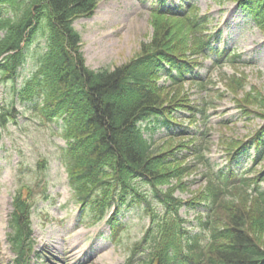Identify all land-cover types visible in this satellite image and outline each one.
Returning <instances> with one entry per match:
<instances>
[{"label":"trees","instance_id":"trees-1","mask_svg":"<svg viewBox=\"0 0 264 264\" xmlns=\"http://www.w3.org/2000/svg\"><path fill=\"white\" fill-rule=\"evenodd\" d=\"M232 1L264 30V0ZM99 2L0 0V87L12 84L14 94L42 123L60 124L73 196L90 212L92 222L105 219L115 207L108 219L115 242L123 230L118 215L126 207L141 206L149 224L124 264H264V171L249 176V171L241 173L232 166L214 170L205 156L207 130L200 133L199 144L192 138L157 146L146 135L151 125L155 130L176 124L179 110L189 111L194 121L197 112L205 118L206 111L192 104L183 85L199 79L194 72L200 56L206 57L212 45L209 16L193 3L156 8L153 38L142 44L140 53L113 69L95 70L86 63L74 22L91 17ZM225 52H219L217 64ZM35 53L36 69L19 87L20 72ZM239 56L234 54L231 61ZM10 122H17V113L13 105H4L0 126ZM251 142L260 163L264 130ZM246 145L229 143L230 161H238ZM190 154L196 163L187 162ZM202 161L209 165L202 176L205 185L184 199L177 192H189L196 180L184 178ZM142 183L150 187V197ZM47 191L42 188L44 195ZM27 201L23 193L15 196L9 233L13 250L24 262L34 246ZM201 207L205 212L199 213V231L193 233L192 221L181 210Z\"/></svg>","mask_w":264,"mask_h":264},{"label":"rangeland","instance_id":"rangeland-1","mask_svg":"<svg viewBox=\"0 0 264 264\" xmlns=\"http://www.w3.org/2000/svg\"><path fill=\"white\" fill-rule=\"evenodd\" d=\"M166 2L171 6L196 3L201 14L210 17V26L216 32L211 50L227 52L219 64L214 63L217 51L201 59L200 79L194 84L187 82L183 85L192 104L206 110L205 118L201 119L199 114V121L192 122L191 115L184 110L176 114L183 125L155 130L151 125L147 135L161 146L165 142L170 145L182 139L187 141L191 138L187 133L196 135L194 133L200 130H207L205 156L211 167L218 170L227 165L229 143L250 140L264 125V31L252 15L232 0ZM158 4V0H100L91 17L76 19L74 26L82 36L87 65L95 70L113 69L136 57L142 44L153 38L152 9ZM234 53L240 56L231 61ZM36 61V53L35 57L28 58L17 81L19 87L35 71ZM240 81L244 83L243 88ZM231 84L237 90H233ZM13 101L20 112L18 124L10 123L7 129H0V261L4 258L5 264H10L14 256L7 242L13 196L22 193L23 189L27 194L29 187L32 189L30 196L35 199L32 220L37 250L29 264H42V259L48 264H124L148 225L141 206L134 204L123 209L121 222L126 227L119 241L113 242L109 224L104 220L91 222V214L86 213L73 197L62 155L66 143L61 136L60 124L42 123L30 105L19 101L12 84L1 86L0 108ZM197 142L199 144L200 139ZM248 148L241 163H234L233 167L239 171L253 168L252 175L259 176L264 171V160L254 165L253 156L257 151L254 145ZM42 159H46L42 163L47 166L45 171L38 169ZM208 167L205 161L199 163L189 174L190 180H196L189 192L178 191L177 194L186 199L197 192L201 185H205L202 176ZM45 183L50 194L48 198L42 192ZM143 189L150 197V188L145 185ZM218 213L226 215L223 211ZM196 214L193 211L187 215L193 219V233L199 231ZM261 244L264 246V236Z\"/></svg>","mask_w":264,"mask_h":264}]
</instances>
